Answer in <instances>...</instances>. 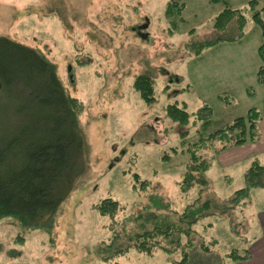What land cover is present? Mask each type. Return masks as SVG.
Returning <instances> with one entry per match:
<instances>
[{"label": "rangeland", "instance_id": "374dc122", "mask_svg": "<svg viewBox=\"0 0 264 264\" xmlns=\"http://www.w3.org/2000/svg\"><path fill=\"white\" fill-rule=\"evenodd\" d=\"M248 3L0 0V37L40 52L54 65L66 94L80 102L76 116L86 163L50 231L25 227L13 217L0 220V264L258 263L264 188L237 195L254 159L234 160L228 149L201 177L184 183L194 145L251 108L264 112V84L257 81L262 37L252 12L247 10L242 37L236 22L224 32L214 29L225 7L245 11ZM213 40L218 42L200 55L190 48ZM139 75L155 82L152 103L134 88ZM173 104L186 108L189 125L170 120L166 108ZM205 105L210 114L198 119ZM224 143L209 141L197 155L207 158ZM258 159L263 163L264 155ZM107 198L123 208L113 219L94 208ZM133 215L141 219L127 222V229L144 222L173 227L175 234L159 238L162 247L152 254L130 249L104 259L112 225ZM233 251L251 257L232 262L226 256Z\"/></svg>", "mask_w": 264, "mask_h": 264}, {"label": "trees", "instance_id": "16d2710c", "mask_svg": "<svg viewBox=\"0 0 264 264\" xmlns=\"http://www.w3.org/2000/svg\"><path fill=\"white\" fill-rule=\"evenodd\" d=\"M247 10L252 12L251 19L258 26L262 37L258 48L261 66L257 81L264 84V0H249L245 11L225 7L215 18L214 29L224 32L231 23L236 22L239 37H242L249 21ZM217 42L191 43L190 48L200 55ZM0 80V98L3 101L0 104V220L13 217L25 227L50 231L57 210L74 190L79 177L86 172L85 141L76 116L77 107L81 104L66 94L54 65L40 52L7 37H0ZM154 85L153 78L147 75H139L134 81V88L147 104L154 101ZM166 112L172 122L181 126L189 125L191 116L184 106L169 105ZM206 113L210 114V108L205 105L199 110L198 119H205ZM207 118L205 124L208 123ZM262 118V111L251 108L245 116L236 118L225 129L211 134L201 144L194 145L196 148L190 150L186 164L184 183L201 177L220 153L258 143L262 137ZM215 139L225 140V143L214 148L215 151L207 158L197 155V149L201 151L203 146ZM244 180L246 186L238 190L237 195L264 188V162L254 159ZM207 203H204L205 207ZM94 208L100 215L112 219L123 209L111 198L102 200ZM134 216L115 223L116 226L122 225L121 230L112 225V238L103 246L104 259L130 249L152 254L157 247H162L159 238L175 234L173 227H146L144 222L136 225L137 230L127 229V222L137 223L141 219V215ZM197 219L198 216L191 222ZM201 248L205 252L211 250L204 243H201ZM226 257L238 262L247 261L251 256L249 253L240 255L233 251Z\"/></svg>", "mask_w": 264, "mask_h": 264}, {"label": "crops", "instance_id": "0c3cea01", "mask_svg": "<svg viewBox=\"0 0 264 264\" xmlns=\"http://www.w3.org/2000/svg\"><path fill=\"white\" fill-rule=\"evenodd\" d=\"M260 131H261L262 137H261V140L258 143H256V144H247V145H244V146H241V147L230 149V150L233 151L232 152L233 154L230 153V154H227V155H231V154L234 155L235 156L234 160H243V158H246V157H252L253 159H258V156H260L261 154L264 155V112H263L262 121L260 123ZM218 156L213 161L211 166H213V164L215 162L220 160V158ZM261 254L262 255L260 256V258L257 259V262H258L257 264H263L264 263V246L262 247ZM238 262H241V261H238ZM255 264H256V262H255Z\"/></svg>", "mask_w": 264, "mask_h": 264}, {"label": "water", "instance_id": "95a60500", "mask_svg": "<svg viewBox=\"0 0 264 264\" xmlns=\"http://www.w3.org/2000/svg\"><path fill=\"white\" fill-rule=\"evenodd\" d=\"M143 27L145 28L146 26H143ZM1 88H2V82L0 80V91H1Z\"/></svg>", "mask_w": 264, "mask_h": 264}, {"label": "flooded vegetation", "instance_id": "af4514ba", "mask_svg": "<svg viewBox=\"0 0 264 264\" xmlns=\"http://www.w3.org/2000/svg\"><path fill=\"white\" fill-rule=\"evenodd\" d=\"M142 28H144L143 26H141ZM143 37H147L146 35H143Z\"/></svg>", "mask_w": 264, "mask_h": 264}]
</instances>
